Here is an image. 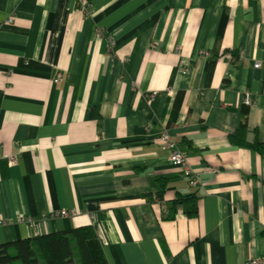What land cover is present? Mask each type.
I'll use <instances>...</instances> for the list:
<instances>
[{
	"label": "crops",
	"instance_id": "0c3cea01",
	"mask_svg": "<svg viewBox=\"0 0 264 264\" xmlns=\"http://www.w3.org/2000/svg\"><path fill=\"white\" fill-rule=\"evenodd\" d=\"M84 1L0 0V244L92 224L109 264L264 257V156L229 139L264 142V0Z\"/></svg>",
	"mask_w": 264,
	"mask_h": 264
},
{
	"label": "trees",
	"instance_id": "16d2710c",
	"mask_svg": "<svg viewBox=\"0 0 264 264\" xmlns=\"http://www.w3.org/2000/svg\"><path fill=\"white\" fill-rule=\"evenodd\" d=\"M183 93H179L174 104L177 113ZM249 127L242 122L229 136L231 143L256 151L264 156V142L248 140ZM161 189L155 197L165 200V184L159 181ZM177 204L188 207V213L197 211V195H179L168 200V217H174ZM0 264H109L101 241L92 224L74 227L68 231L48 233L38 237L26 238L0 244Z\"/></svg>",
	"mask_w": 264,
	"mask_h": 264
},
{
	"label": "built area",
	"instance_id": "2783aa9c",
	"mask_svg": "<svg viewBox=\"0 0 264 264\" xmlns=\"http://www.w3.org/2000/svg\"><path fill=\"white\" fill-rule=\"evenodd\" d=\"M83 2H85L83 0ZM256 67H259L260 64L256 63ZM247 104L250 103V98L247 96L246 101ZM159 142L163 150H165L168 154V159L176 166L180 167L184 172V175L189 179V184L191 186H198L199 179L197 173H195L194 169L188 164L186 160L185 154L179 149L176 142L173 140L170 130L165 129L161 131L159 135ZM15 159L13 157H9V165H12ZM57 215L68 216L70 213L67 210H62L57 213ZM245 264H264V257H252L245 261Z\"/></svg>",
	"mask_w": 264,
	"mask_h": 264
}]
</instances>
